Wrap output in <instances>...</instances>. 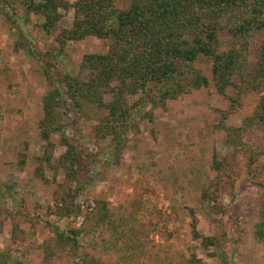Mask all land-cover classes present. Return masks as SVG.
<instances>
[{
  "label": "rangeland",
  "instance_id": "374dc122",
  "mask_svg": "<svg viewBox=\"0 0 264 264\" xmlns=\"http://www.w3.org/2000/svg\"><path fill=\"white\" fill-rule=\"evenodd\" d=\"M10 2L0 0V263L264 264V85L251 83L264 31L216 32L218 52L235 47L242 54L222 93L212 60L199 53L192 67L207 84L164 103L147 100L119 136L105 125L108 110L98 97L82 92L79 106L70 93L58 96L56 129L45 139L46 93L66 75L86 80L84 56L108 53L113 39L70 37L73 8L61 9L47 30L42 15ZM131 2L111 6L126 10ZM192 76L180 73L178 81ZM140 94L125 97L129 112ZM62 136L82 155L73 199ZM68 200L77 215L58 208Z\"/></svg>",
  "mask_w": 264,
  "mask_h": 264
},
{
  "label": "trees",
  "instance_id": "16d2710c",
  "mask_svg": "<svg viewBox=\"0 0 264 264\" xmlns=\"http://www.w3.org/2000/svg\"><path fill=\"white\" fill-rule=\"evenodd\" d=\"M10 1L6 0L11 4ZM21 1L27 10L43 16L41 26L47 30L56 27L61 9L73 8L75 18L72 29L68 31L70 37L79 39L95 34L113 39L108 53L84 56L82 65L90 70L86 80L66 75L63 86H55L46 93L41 120L45 139L49 128L56 129L53 111L59 105L58 96L71 95V102L79 106L82 92L91 98L98 97L96 104L108 110L105 125L119 136L120 131H126L133 125L134 117L143 111L147 100L164 103L168 98L173 99L191 88L207 84V78L192 67L199 53L212 60L213 79L217 90L222 93L231 83V76L239 70L242 54L235 47L218 52L214 48L216 32L222 28L241 35L253 29L264 31V0H132L126 10L114 9L111 6L113 0ZM7 3L6 7H10ZM177 61H182L185 69L179 68ZM257 64L258 78L251 83L264 85V39ZM187 71L193 74L189 83H180L178 75ZM113 80L118 81L114 87L110 86ZM108 93L112 99L105 101L103 96ZM137 93L141 94L132 113L127 108L125 97ZM258 112L259 120L263 121L264 94ZM61 144L66 147L61 156L62 169L67 171V179L74 184L73 188L68 185L73 193L68 197L73 199L80 190L78 163L82 155L67 138L63 137ZM49 157L47 155L45 159L49 160ZM64 205L58 208L67 215L79 213V206L73 202L64 201ZM59 235L64 238L65 232L60 231ZM205 239L214 243L212 238Z\"/></svg>",
  "mask_w": 264,
  "mask_h": 264
}]
</instances>
